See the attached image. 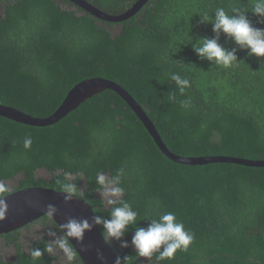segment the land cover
I'll list each match as a JSON object with an SVG mask.
<instances>
[{"label": "trees", "instance_id": "16d2710c", "mask_svg": "<svg viewBox=\"0 0 264 264\" xmlns=\"http://www.w3.org/2000/svg\"><path fill=\"white\" fill-rule=\"evenodd\" d=\"M110 16L141 0H86ZM255 0H149L120 23L102 21L69 0L0 1V105L46 119L69 92L90 79L120 85L143 108L168 149L183 158L225 157L264 161V58L249 57L220 34L238 62L223 68L202 60L192 44L215 38L217 8L244 12L254 27ZM204 21V22H202ZM190 81L183 95L171 80ZM190 101L186 109L180 102ZM32 145L24 148V138ZM50 174L48 180L38 172ZM119 176L139 226L173 212L194 237L187 252L159 264H264V168L232 163L182 165L169 160L129 105L105 90L60 122L33 127L0 117V199L26 188L45 187L82 197L96 216L110 218L103 197ZM15 182L10 190L8 183ZM159 205V207H157ZM145 219V220H144ZM38 225L42 237L27 246L22 232ZM102 232V225H99ZM134 229L122 238L131 244ZM59 236L58 244L52 238ZM15 259L0 264H57L55 247L70 264H83L50 217L0 236ZM51 248V252L48 249ZM34 249L41 251L33 257ZM117 250V249H116ZM121 257L142 264L126 247ZM157 264L153 257L149 260Z\"/></svg>", "mask_w": 264, "mask_h": 264}, {"label": "water", "instance_id": "95a60500", "mask_svg": "<svg viewBox=\"0 0 264 264\" xmlns=\"http://www.w3.org/2000/svg\"><path fill=\"white\" fill-rule=\"evenodd\" d=\"M1 1V0H0ZM77 6L94 15L102 21L120 23L134 16L149 0H141L134 9L121 16H110L86 0H69ZM105 90L117 93L136 113L149 131L161 152L171 161L182 165H208L214 163H232L246 167L264 168V161H251L225 157L183 158L172 153L165 145L153 122L143 108L120 85L105 79H90L71 90L61 107L49 118L32 117L15 108L0 105V117L33 127H48L57 124L68 114L75 111L81 104ZM58 192L45 187L26 188L10 193L1 198L6 203V210L0 205V236L18 231L35 221L50 217L60 227L72 249L83 264H115L120 254L107 240L99 226L94 221L96 217L93 208L80 196ZM55 205V215L49 214L48 205ZM87 220L91 226L85 230L82 238L67 235L64 225L69 219ZM121 257V256H120Z\"/></svg>", "mask_w": 264, "mask_h": 264}, {"label": "clouds", "instance_id": "9594fccd", "mask_svg": "<svg viewBox=\"0 0 264 264\" xmlns=\"http://www.w3.org/2000/svg\"><path fill=\"white\" fill-rule=\"evenodd\" d=\"M252 13L262 18L259 22L264 23V0H255ZM211 24L212 30L216 34L215 38H200L198 46L195 43L192 44L194 51L202 60H207L225 69L238 62L235 48L229 51L219 44L218 39L221 33L231 38L240 49H247L249 57L264 58V28L254 27L246 13L234 10L233 14H228L224 8L220 7L215 10ZM171 80L181 95L184 94L186 88L191 86L190 81L182 78L179 74H173ZM180 105L182 109H186L189 107L190 101L183 100ZM32 142V138L26 136L23 141L24 148L29 149ZM97 183L101 186L109 185L105 191L109 197L107 202L112 205L109 212L110 218L100 216L94 218L96 224L102 225L103 234L107 240L121 241V247L126 248L128 243L122 238L130 229H134L131 244L135 249L136 256L147 260H152L154 257L157 264L164 260L174 259L178 251H188L194 237L185 229L184 224L177 220L173 212H165L160 214L158 218L148 219L150 223L146 228L139 226L141 220H138V212L133 209L131 204L120 200L124 194V189L120 186L119 176L108 182L104 175H99ZM6 191L7 186L0 183V194ZM65 191V198L70 199L71 196L68 194L73 191L72 187L67 186ZM0 205H3L6 210V203L3 200H0ZM48 209L49 214L55 215V205L49 204ZM64 227L67 235L82 238L84 231L91 226L87 220L72 218L67 221ZM51 250V248L48 249L49 252ZM31 255L40 257L41 251L34 249ZM129 260L130 256L127 254L123 257L117 256L115 264H128Z\"/></svg>", "mask_w": 264, "mask_h": 264}, {"label": "rangeland", "instance_id": "374dc122", "mask_svg": "<svg viewBox=\"0 0 264 264\" xmlns=\"http://www.w3.org/2000/svg\"><path fill=\"white\" fill-rule=\"evenodd\" d=\"M37 176L39 178H42L44 180H48L50 178V174L46 171H40L38 172ZM10 190H13L16 186L15 182H10L8 183ZM109 186V185H108ZM103 197L105 199H109L108 195L105 193L103 194ZM43 230L38 226H32L27 230H24L22 232V241L25 243L26 248L27 246L30 244V242L32 240H36L39 237H42L44 232H42ZM60 237L59 236H54L52 238V243L54 244H58V242L60 241ZM110 243L113 245V247H115L117 250H119L120 252H123V250L125 248L121 247V241H117V240H109ZM128 247L132 248L133 250L134 247L132 246V244H128ZM54 254L56 256H59V261L57 264H70L69 263V259L67 258V255L65 253H63L62 251H60L59 247H55L54 249ZM0 257L6 261H13L15 259V252L14 249L7 247L5 245V242L3 240H0ZM142 264H152L149 260H147L146 258H142L141 260Z\"/></svg>", "mask_w": 264, "mask_h": 264}, {"label": "flooded vegetation", "instance_id": "af4514ba", "mask_svg": "<svg viewBox=\"0 0 264 264\" xmlns=\"http://www.w3.org/2000/svg\"><path fill=\"white\" fill-rule=\"evenodd\" d=\"M0 240H2V239H0Z\"/></svg>", "mask_w": 264, "mask_h": 264}]
</instances>
